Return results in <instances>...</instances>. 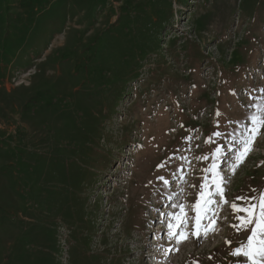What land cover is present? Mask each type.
<instances>
[{"label": "rangeland", "instance_id": "374dc122", "mask_svg": "<svg viewBox=\"0 0 264 264\" xmlns=\"http://www.w3.org/2000/svg\"><path fill=\"white\" fill-rule=\"evenodd\" d=\"M261 89L264 0H0V264H250L231 204L264 192V128L229 165Z\"/></svg>", "mask_w": 264, "mask_h": 264}, {"label": "snow or ice", "instance_id": "6c2138e0", "mask_svg": "<svg viewBox=\"0 0 264 264\" xmlns=\"http://www.w3.org/2000/svg\"><path fill=\"white\" fill-rule=\"evenodd\" d=\"M261 91L264 92V89H261ZM249 107L252 111L246 117L247 122H238L243 128L239 140L237 141V138L232 136L233 141H237V143H234L231 150L232 155L235 156V160L229 165L233 173L239 164L242 163L243 158L252 150L251 146L253 142L260 134L261 128H264V98H262L261 102L258 104L255 102L250 103ZM217 114L219 115V113ZM230 123L232 122L230 121ZM214 135L217 137H223L225 136V133L217 131ZM186 139L191 138L189 137ZM213 156L214 163L204 170L205 172H210L212 175L211 177H204L205 182L201 185L200 192L201 199L191 206L197 212V216L195 217L196 230L192 232L191 235L195 236L198 240L206 238L209 231H215L214 227L201 224L202 218L209 221V224L214 223V212L212 208L214 197L218 196L221 198L222 203H228L226 199H223L224 188L222 185H224L226 181L218 170V164L222 158L227 162L231 159V156L227 155L221 147L216 148ZM182 159L187 160V157H182ZM196 159L207 160L209 157L205 155L202 157H196ZM188 163H190V161H188ZM157 167H164V164L162 163ZM158 179L164 181L165 185L169 183L163 176L158 177ZM209 179L211 180V184L208 183ZM213 185L214 190L209 191ZM252 191L256 192L257 190L253 189ZM237 200L244 201L245 203L243 205H238L237 203L232 202L231 208L233 212L246 213V215H237L236 219L240 223L234 227L239 231L240 229L248 230L251 226V235L248 237L247 245L245 246L242 244L232 252V255L246 257L248 261H250V264H264V192H261L258 197L241 196L237 197ZM252 201H256V203H253ZM176 207L180 209V213L172 214L173 222H169L167 225V235L169 239L175 238L176 242L180 243L182 240L187 239L189 235V233L181 228V225H187L189 218L186 215L185 206L182 203L177 204ZM216 207H219V205H216Z\"/></svg>", "mask_w": 264, "mask_h": 264}]
</instances>
